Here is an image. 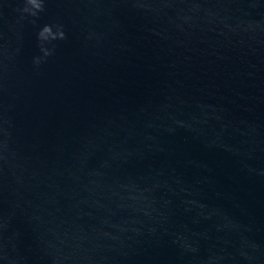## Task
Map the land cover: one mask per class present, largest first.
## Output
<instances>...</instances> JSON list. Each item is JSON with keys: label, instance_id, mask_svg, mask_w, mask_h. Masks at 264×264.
Wrapping results in <instances>:
<instances>
[{"label": "water", "instance_id": "95a60500", "mask_svg": "<svg viewBox=\"0 0 264 264\" xmlns=\"http://www.w3.org/2000/svg\"><path fill=\"white\" fill-rule=\"evenodd\" d=\"M21 6L0 0V264H264V0Z\"/></svg>", "mask_w": 264, "mask_h": 264}, {"label": "clouds", "instance_id": "9594fccd", "mask_svg": "<svg viewBox=\"0 0 264 264\" xmlns=\"http://www.w3.org/2000/svg\"><path fill=\"white\" fill-rule=\"evenodd\" d=\"M20 3L22 4L21 7H17L14 9V11L20 13V18L24 19L27 17H32V20L30 23L36 27V20L39 18V14L45 10L44 6L46 3V0H20ZM36 38H37V46L39 48V51L42 53L41 56H34L32 63L34 66H39L42 61L53 54L55 49V44L52 43L54 41L58 40H64L66 39L65 32L63 30V25L59 23L54 24H44L42 26L38 27V30L36 32ZM51 44V47H47L46 45ZM198 251L196 248H191L190 252L195 255V253ZM7 259V257H3ZM215 257L208 256L205 259V264H208V262L212 261ZM222 258V257H221Z\"/></svg>", "mask_w": 264, "mask_h": 264}]
</instances>
